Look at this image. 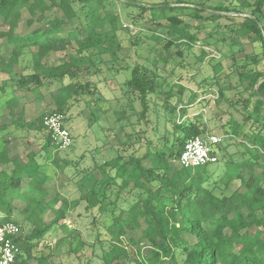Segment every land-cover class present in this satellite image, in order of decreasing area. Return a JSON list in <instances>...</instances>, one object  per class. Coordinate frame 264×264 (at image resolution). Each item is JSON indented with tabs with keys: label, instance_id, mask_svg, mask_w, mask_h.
I'll use <instances>...</instances> for the list:
<instances>
[{
	"label": "trees",
	"instance_id": "obj_1",
	"mask_svg": "<svg viewBox=\"0 0 264 264\" xmlns=\"http://www.w3.org/2000/svg\"><path fill=\"white\" fill-rule=\"evenodd\" d=\"M114 1L128 9L137 10L138 14L134 19L141 21L145 15L160 11L169 22V39L164 47L168 52L171 47L190 48L196 42V35L190 30V25L184 23L177 14L168 12L177 9L191 11L194 17L199 18L209 9V19L218 21L223 17L220 12L234 11L242 15L238 16L242 22L236 33L244 37L254 35V41L261 44L264 55V0H255L253 3L242 0L239 5H232L231 9L226 6L206 9L203 4H193L186 0H178L175 5L159 3L153 6ZM49 2L0 0V41L10 50V64H17L24 55L31 56L34 71L18 78V90L42 89L46 83L70 80L54 98L56 112L66 114L70 100L85 91L87 94L91 93L90 84L79 83L82 66L75 57H70L68 62L56 66H48L47 57L51 54L69 53L73 43L76 44L78 58L94 49L105 48L116 52L119 16L112 9V0ZM76 2L81 5L79 10L75 8ZM94 3L98 12L93 15H80L85 6ZM23 9L31 15L30 24L39 12V22L47 27H39L23 37L16 35V29L22 21ZM53 10H59L62 15L48 19L47 13ZM76 22L82 29L66 34V25ZM178 54L181 56L183 52L179 51ZM245 60L247 63L244 71L240 73V81L247 83L245 89L250 92L246 100L247 107L253 102V98L256 99L253 110L248 111L244 121L230 118L227 135H242L244 140L247 139L246 153L251 161L234 173L240 185L229 194L219 196L213 188L208 187V166L195 170L181 166L177 169L170 162V159L179 162L180 154L189 139L205 136L199 115L184 123L173 122L175 139L166 150L157 147L143 155H118L101 166L104 177L100 179L95 175L97 168L87 173L88 180L83 178L78 181V190L81 193L79 200L69 201L57 192L50 197V190L45 187V176L36 175L37 170L13 166L17 158L13 156L8 145L4 146L0 151V225L14 221L22 228L21 235L16 239L21 249L16 264H33V261L37 264H54L50 255L38 254L39 245L52 231L63 233L55 243L57 254H74L80 260L81 257H86V264H91L93 253L85 250L90 246L77 229H72L66 223L68 211L78 206L81 201L86 203L87 211H97L103 218L108 216L110 219L109 225L104 229L105 234L110 237L109 249L104 248L102 253L104 264H126V260L136 264H264V153H260L258 149L260 147L264 150V71L249 67L252 62H258L255 57L245 56ZM11 80L15 81L14 78ZM165 84L169 82L165 81ZM165 84L161 83L158 73L150 72L140 65L132 69L126 89L142 103V116L147 114L149 98L158 96L159 89ZM174 86L165 93L166 103L174 96ZM183 90L180 87L179 92L183 93ZM217 93L219 102L224 99V89L219 87ZM15 95L16 92L6 102V106L12 111L18 105ZM196 100V95L190 96L188 106H192ZM184 107L188 108H182ZM176 109L177 106H173L171 113L174 114ZM122 115L123 113L119 118ZM186 116V110H183L181 117ZM43 117L39 119L38 125L42 130L45 129ZM250 122L260 124L263 134L262 131H254V125H250ZM248 141L254 147H250ZM46 146L44 149L48 150L46 153L49 155V149L53 145L48 135ZM40 168L37 167L38 170ZM232 181L229 177L223 189L227 190ZM214 186L218 188L216 184ZM131 197H136V201L130 202ZM16 212L22 217L21 221L14 219ZM94 222H97L96 218ZM138 229L151 250L144 256L141 249L137 248L136 254L139 257L136 258L127 250L124 238ZM98 236L97 233L95 239L100 241ZM191 238L194 239L193 243ZM129 241L132 245H137L133 237ZM101 245L104 247L103 243ZM79 264L84 263L81 261Z\"/></svg>",
	"mask_w": 264,
	"mask_h": 264
},
{
	"label": "rangeland",
	"instance_id": "obj_2",
	"mask_svg": "<svg viewBox=\"0 0 264 264\" xmlns=\"http://www.w3.org/2000/svg\"><path fill=\"white\" fill-rule=\"evenodd\" d=\"M45 1L50 3L49 0ZM133 1L153 6L159 3L175 5L178 0ZM186 1L203 4L206 9L216 6H226L231 9L232 5H239V1L242 2V0ZM249 1L253 3L255 0ZM111 6L119 16L116 52L105 48L94 49L87 51L82 58H78L76 44L73 43L69 53L51 54L46 59L48 66H56L68 62L70 57H75L82 66L79 83L90 84V94L85 91L82 95H76L68 103L69 109L66 115L74 143L66 151H58L51 146L48 155L46 153L48 150H45L48 133L40 129L38 125L42 116L57 110L54 98L70 80L46 83L42 89L18 90L16 86L18 78L34 71L31 56L24 55L17 64H10L8 61L10 50L0 41V88H4V90L0 89V151L8 145L17 158L13 166L37 170L36 175L45 176V187L50 190V197L57 192L69 201L79 200L81 193L78 190V181L83 178L88 180L86 174L95 168L98 169L95 171L97 178L104 177L101 166L105 162L118 155L131 153L143 155L157 147L166 150L175 139L174 121L184 123L199 115V122L205 130V136L207 134L223 136L229 131L227 123L230 118L242 122L247 117L248 111L253 110L256 98H253V102L247 107L246 100L250 92L245 89L247 83L240 81V73L244 71L247 63L245 56L255 57L258 62H252L249 67L263 72L264 55L261 44L254 41V35L244 37L236 33L242 22L238 16L242 15L234 11L220 12L223 17L213 21L209 19V9L199 18L194 17L191 11L177 9L174 12H168V14H177L184 23L190 25V30L196 35V42L192 47L174 46L168 52L164 47L169 39V22L160 11L145 15L141 21L134 19L138 14L137 10L128 9L114 0ZM75 8L79 10L81 5L76 2ZM101 11L102 9L100 13L103 12ZM96 12H98L97 5L94 3L85 6L80 15H93ZM61 15L59 10L47 13L48 19ZM38 18L39 12L30 24L31 15L23 9L22 21L16 29V35L23 37L39 27L45 29L47 25L39 22ZM81 29L82 26L76 22L66 25L65 33ZM179 51L183 52L181 56L178 54ZM138 65L150 72L158 73L161 83L169 82L159 89L158 96L149 98L146 116L141 115L143 105L140 100L128 93L126 89V82L130 80L132 69ZM12 78L15 81L11 80ZM173 85H175L174 96L170 102L166 103L165 93L170 91ZM180 87H183V93L179 92ZM219 87L224 89L225 96L218 102ZM15 92L18 105L12 111L5 105ZM193 95H196L197 100L189 107L188 101ZM173 106H177L174 114L171 113ZM183 106L188 108H182ZM183 110H186V117H181ZM122 113V118H119ZM251 123L250 125H254V131H262L263 134V127L260 124ZM244 139L242 135L230 134L219 144L220 146L218 145L221 150L219 161L207 167L208 187L213 188L215 194L219 196L229 194L239 187L240 181L234 173L251 161L249 154L246 153L247 139ZM248 143L254 147L250 141ZM176 149H178L177 145ZM170 162L173 167L177 169L180 167L179 162L172 159ZM38 166L41 167L39 170ZM244 172L248 173L245 170ZM229 177L233 181L230 187L224 190ZM215 184L218 188H214ZM135 201L136 197L130 198V202ZM14 219L21 221L22 217L16 212ZM66 223L72 229H77L82 239L90 246L89 249H85L87 253H93L90 263L104 264L102 253L104 248L109 249L110 239L104 229L110 223L109 217L103 218L97 211H87L86 203L81 201L78 206L68 211ZM252 232H255V228ZM97 233L100 241L95 239ZM62 236L63 233L57 234L52 231L39 245L38 254L50 255L54 264H79L81 261L86 264L88 261L86 257H81L80 260L74 254L70 256L57 254L55 243ZM130 237L137 241V245L130 243ZM191 242L193 243L194 239L191 238ZM124 245L136 258L139 257L136 254L137 248L141 249L144 256L151 250L139 229L133 230L124 238ZM64 251L67 250L64 248ZM124 262L136 264L127 260ZM33 264H37L36 261H33Z\"/></svg>",
	"mask_w": 264,
	"mask_h": 264
},
{
	"label": "built area",
	"instance_id": "obj_3",
	"mask_svg": "<svg viewBox=\"0 0 264 264\" xmlns=\"http://www.w3.org/2000/svg\"><path fill=\"white\" fill-rule=\"evenodd\" d=\"M43 126L58 151H66L73 146L74 137L66 114L56 111L45 114ZM222 141L221 137L210 134L189 139L180 154V166L195 170L216 164L219 161L217 146ZM21 233V226L14 221L0 225V264H16L21 252L16 239Z\"/></svg>",
	"mask_w": 264,
	"mask_h": 264
},
{
	"label": "crops",
	"instance_id": "obj_4",
	"mask_svg": "<svg viewBox=\"0 0 264 264\" xmlns=\"http://www.w3.org/2000/svg\"><path fill=\"white\" fill-rule=\"evenodd\" d=\"M6 106V105H5ZM43 130H45V129H43ZM47 132V131H46ZM48 135V134H47ZM217 136V135H216ZM229 135H227V134H225V135H223V136H219V137H221L222 138V140H224V139H226L227 137H228ZM223 142V141H222ZM250 147H251V145L250 144H248ZM220 146V145H219ZM219 146H217V151H218V153H220V147ZM258 149H259V151H260V153H264V150L262 149V148H260V147H258ZM12 150V149H11ZM13 156H14V154H13ZM249 162V161H248Z\"/></svg>",
	"mask_w": 264,
	"mask_h": 264
},
{
	"label": "water",
	"instance_id": "obj_5",
	"mask_svg": "<svg viewBox=\"0 0 264 264\" xmlns=\"http://www.w3.org/2000/svg\"><path fill=\"white\" fill-rule=\"evenodd\" d=\"M122 1H124V2H129V3H136V4H140V3H138V2H135V1H133V0H122ZM140 5H143V4H140Z\"/></svg>",
	"mask_w": 264,
	"mask_h": 264
}]
</instances>
